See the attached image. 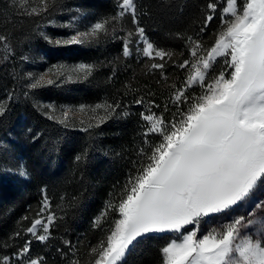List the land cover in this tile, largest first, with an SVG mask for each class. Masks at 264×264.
<instances>
[{
	"label": "snow or ice",
	"instance_id": "1",
	"mask_svg": "<svg viewBox=\"0 0 264 264\" xmlns=\"http://www.w3.org/2000/svg\"><path fill=\"white\" fill-rule=\"evenodd\" d=\"M40 3L39 10L32 8L24 14L40 15L57 0H40ZM223 3L224 0H208L195 36L174 34L175 38L184 40L189 58L172 63L178 69L191 71L179 87L173 85L169 99L175 111L170 118L166 115L171 111L168 103L157 115L152 109L161 106L149 100L150 114L141 112L146 126L141 134L139 160L133 161L134 172H130L119 195L110 193L111 199L92 222L93 229L106 231V235L90 249V264H121L139 239L166 233L172 234V238L160 248L161 264H264V215H261L264 199H252L264 186V0H226V6ZM116 4L114 15L98 19L84 31L73 18L56 26L74 34L54 41L47 34H42L43 38L65 46L95 42L101 35L110 33L116 38L117 25L130 15L133 29H119L125 32L123 55L131 54L136 37L135 43L144 45V56L152 60L159 58L161 62H153L151 68L159 69L164 76L165 58L170 60L173 53L152 42L141 23V16H147L148 12L138 11L134 0H116ZM218 6L221 7L220 29L214 33V43L206 47L203 35L217 17ZM0 45L7 51L4 56L7 61L14 50L8 35H0ZM20 59L28 57L21 55ZM217 64L220 68L215 72ZM94 67L90 63L54 64L39 77L27 73L26 78H31V82L26 87L36 90L45 85L87 79ZM195 86L201 89L200 94L189 96L188 91ZM24 95L28 96V92ZM15 100V92H8L7 103L0 101V116ZM134 102L145 104L143 97ZM37 107L49 120L65 128L78 124L80 131L87 132L119 115L121 104L105 101L95 106L57 108L38 103ZM78 113L87 116V120H73ZM150 137H156V141L153 143ZM81 159V155L75 156L77 162ZM19 174L26 176L27 172L21 170ZM41 194L30 226L10 237L15 239L23 234L31 239H25L12 257H0V264H45L42 256L31 258L32 241L47 244L58 217L52 211L47 189L42 188ZM246 201L249 211L231 215ZM113 212L119 218L105 230L101 220L107 222ZM220 217L225 222L204 229L205 224ZM63 244L67 252L59 247L55 249L61 258H67L68 264H81L71 241L64 240ZM69 252L73 253L72 257Z\"/></svg>",
	"mask_w": 264,
	"mask_h": 264
},
{
	"label": "trees",
	"instance_id": "2",
	"mask_svg": "<svg viewBox=\"0 0 264 264\" xmlns=\"http://www.w3.org/2000/svg\"><path fill=\"white\" fill-rule=\"evenodd\" d=\"M34 1V0H33ZM37 10L42 5L35 0ZM138 11L148 12L141 16V23L157 47L171 51L167 57L164 76L159 69H152L153 62L142 53V44L133 37L131 54L122 53V38L125 30H132L131 17L126 16L117 25L116 38L111 33L101 35L98 41L82 45H56L44 40L42 34L56 39L74 34L67 24L76 19L81 31L86 26L117 11L116 0H57L47 12L40 15H25L18 0H0V35H8L13 53L5 61L6 49L0 45V101H6L7 93L14 91L16 100L5 114L0 116V257L10 256L23 246L30 236L21 235L10 239L12 234L30 226L42 199L41 189L46 188L52 202V211L58 217L50 229L47 244L32 241L31 258L44 257L45 264H68L55 251L64 248L63 241L75 246V255L81 264H90L89 252L106 235V231L93 229L92 222L110 200V193L119 195L130 172L133 161H138L142 145V132L146 122L141 112L148 113V101L159 104L152 111L159 115L165 103L175 111L169 99L187 78L190 68L184 70L172 61L182 62L189 52L182 39L175 33L193 35L199 32L208 0H134ZM242 2V0H241ZM224 0L223 6H225ZM218 6L217 17L203 35L205 46L214 43L220 29ZM109 25V29H111ZM139 47L140 51H137ZM183 53V55H181ZM27 56L21 60L20 56ZM90 63L95 67L87 79L65 82L39 89H28L27 73L45 72L54 64L74 65ZM218 65V64H217ZM159 81V83H158ZM192 88L188 95L196 94ZM28 92V96L24 93ZM198 95V94H196ZM143 97L144 105L135 104ZM121 104L119 115L99 128L87 132L80 126L65 128L49 120L37 104H52L78 108L80 105L95 106L96 103ZM128 115L124 116L123 113ZM91 115V113H89ZM38 135L36 140L33 136ZM154 143L156 137H150ZM82 159L77 162L76 155ZM22 166V168H21ZM27 172L26 176L20 171ZM115 186V187H114ZM63 197V199H61ZM27 216V220L22 217ZM118 213H110L107 222L101 220L107 230ZM19 222V223H18ZM172 238V234H150L138 240L121 264H161L160 248ZM72 257L73 253H68Z\"/></svg>",
	"mask_w": 264,
	"mask_h": 264
},
{
	"label": "rangeland",
	"instance_id": "3",
	"mask_svg": "<svg viewBox=\"0 0 264 264\" xmlns=\"http://www.w3.org/2000/svg\"><path fill=\"white\" fill-rule=\"evenodd\" d=\"M19 3L24 6L25 8H37V4L36 1L34 0H18ZM226 6V4H225ZM142 47H144V45L142 44ZM143 49V48H142ZM222 64V60L220 62ZM220 68V64L215 66V72H218ZM191 71V69H189ZM45 72H38V73H32L33 76L35 77H39L41 74L46 73ZM29 82H31V78H28ZM197 91L196 94H200L201 89L199 88V86H195L194 87ZM88 115H90L88 113ZM77 118H83L85 120H87V116H84L83 114H76L72 117L73 120H76ZM55 121V120H54ZM78 125V124H77ZM79 126V125H78ZM253 200H259V199H264V186L260 187L256 192L254 197L252 198ZM250 210V206H249V202H244L239 208L235 209V211L231 214V215H240V214H245L247 211ZM264 215V214H261ZM230 218V217H229ZM221 222H225L224 218L220 217V218H216L214 220H212L211 222H209L208 224L204 225V229L207 230V228L216 226V224L221 223Z\"/></svg>",
	"mask_w": 264,
	"mask_h": 264
}]
</instances>
